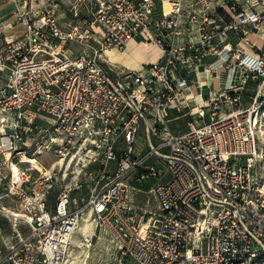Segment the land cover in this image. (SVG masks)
Wrapping results in <instances>:
<instances>
[{
  "label": "built area",
  "instance_id": "2783aa9c",
  "mask_svg": "<svg viewBox=\"0 0 264 264\" xmlns=\"http://www.w3.org/2000/svg\"><path fill=\"white\" fill-rule=\"evenodd\" d=\"M3 4L14 9L0 15V212L30 230L0 264H66L84 182L98 223L135 264H264V0ZM80 25L100 31L92 54L67 47ZM138 39L163 56L119 71L107 51ZM186 109L189 131L177 134L169 123ZM80 148L72 183L26 162ZM136 190L154 206L139 212Z\"/></svg>",
  "mask_w": 264,
  "mask_h": 264
},
{
  "label": "rangeland",
  "instance_id": "374dc122",
  "mask_svg": "<svg viewBox=\"0 0 264 264\" xmlns=\"http://www.w3.org/2000/svg\"><path fill=\"white\" fill-rule=\"evenodd\" d=\"M68 6L64 4L62 8V12H66V16L63 15V19L66 20L68 17L72 16L70 15L68 11ZM14 7L11 4H3L0 6V15L3 17H7L9 14H11V11H13ZM82 12L80 14L79 19H86L89 20L92 19L90 15L86 13L85 9H81ZM79 21V20H78ZM79 23V22H78ZM23 28H19L18 30H12L9 32V35L12 34H20L22 32ZM99 30L97 26H95L94 29L90 33H86V26L80 25V28L78 30V37L75 41L69 42L67 44V47L71 48L73 51L76 52V55L80 54H92L93 50L99 47ZM148 48H152L151 45L145 44ZM126 49V48H125ZM124 50H120L121 52H124ZM161 56H163V52H161ZM111 57L113 59H117L116 61L120 60L119 63H126L129 62L130 58H127L126 55L119 56L116 52H114ZM119 71L125 70L124 68H117ZM4 81H0V87L4 85ZM197 92V90H196ZM204 97H207L208 95V89L206 88L204 90ZM192 100V107L197 108L198 104H201V98L197 95ZM192 111L190 109H186L182 113H174L172 118L173 120L170 121L169 127L171 130H173L177 134H183L189 131V121L191 118L189 116H184L187 112ZM176 116H180V118H176ZM143 145V142L141 143V146ZM56 148V146H54ZM74 152V151H73ZM30 156V157H29ZM29 158H37L38 163L43 166L45 169L49 171H55L56 173L63 174V170H66L69 176L66 177V180L61 183V185H64L66 182L72 183L80 178V173L82 171V167L85 165L84 161L80 164V169L76 170L75 168L71 167L67 170L66 166L64 167H58L60 169H52L57 161L60 159L54 155V154H44L41 156H33L32 151L28 153ZM87 164V162H86ZM66 168V169H65ZM90 170H86L91 172L93 169L92 167H89ZM79 178H73L70 180L73 176ZM82 179V177H81ZM61 182V181H60ZM88 183L84 182V186L80 191H77L74 196L75 201V207H80L83 209V211H87L90 203L91 196H86V193L89 192L88 189ZM61 185L54 189L52 191V196L50 197V200L48 202V209H52L53 205L57 201V197L59 195V188H61ZM134 185H136L134 183ZM56 187V186H55ZM132 201L136 205L139 212L141 211V208L145 205L154 206L153 200H150L148 196H143L141 193H137L138 190L134 191ZM4 205L7 207L10 211H15L14 209L18 207V211H21L23 207H20L15 205V202L10 200L9 198H5ZM79 210V209H78ZM94 221L98 224V228L96 229L94 235L90 237L88 240H84V242L88 245H91L89 247H85L84 249L88 251V253L82 252L80 254V258L77 261L76 264H135L130 258L126 257L122 254V251H120L119 246L117 244V241L114 240V238L110 235L108 230H105L104 227L101 226V224L98 223L95 215L93 214ZM30 225L28 223H15L14 218L12 216H8L3 212H0V257L5 256L8 254L13 248H18L17 244L21 241V238H25L29 234ZM73 246H71L72 248ZM73 249H76L78 252L81 250L78 248L73 247ZM70 252V251H69ZM69 254V253H68ZM89 256V257H87Z\"/></svg>",
  "mask_w": 264,
  "mask_h": 264
},
{
  "label": "bare ground",
  "instance_id": "6f19581e",
  "mask_svg": "<svg viewBox=\"0 0 264 264\" xmlns=\"http://www.w3.org/2000/svg\"><path fill=\"white\" fill-rule=\"evenodd\" d=\"M250 39L258 45H261L263 42L262 38L258 35H252ZM241 47L247 51L251 50L247 40L242 43ZM113 53L114 52L112 50H109L106 53V56L111 62V64H113V62H116L117 60L111 57ZM203 83H205V81H203ZM205 87H204V90L206 89ZM55 142H57V140ZM86 156H87L86 152L83 151L82 148H80L79 150L77 149L74 152L67 154L65 159L57 161L52 169L55 170L58 167L66 166L68 170L74 166L73 168H75L76 170H79L81 168L80 164L83 161L87 160ZM26 162L32 164L33 168L35 169L45 170L44 167L38 163L37 158L27 159ZM66 176H69V174H66ZM76 177L77 175L72 177L71 179L76 178ZM97 228H98V224L93 219V209L89 207L87 211L85 210L83 214L80 215L78 225L76 227L75 233L72 238V246L80 249L81 251L78 252L76 249H73V247L70 248V252L66 258V264H76L82 252L88 253V251L84 249V246L89 247L91 245L86 244L84 240L85 239L88 240L90 237H92Z\"/></svg>",
  "mask_w": 264,
  "mask_h": 264
},
{
  "label": "crops",
  "instance_id": "0c3cea01",
  "mask_svg": "<svg viewBox=\"0 0 264 264\" xmlns=\"http://www.w3.org/2000/svg\"><path fill=\"white\" fill-rule=\"evenodd\" d=\"M14 7V6H13ZM12 11L7 17L9 19H13ZM151 49H149L145 43H143L142 39L132 41L124 52H121L118 49H113V52H116L117 55L122 56L126 55L129 62L126 63H119L120 60L113 62V65L116 68H124L125 70H139L144 66L156 62L161 58V50L156 48L155 46L151 45ZM120 64V65H119Z\"/></svg>",
  "mask_w": 264,
  "mask_h": 264
}]
</instances>
